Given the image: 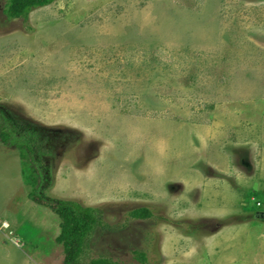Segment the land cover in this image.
Here are the masks:
<instances>
[{"label": "rangeland", "instance_id": "obj_1", "mask_svg": "<svg viewBox=\"0 0 264 264\" xmlns=\"http://www.w3.org/2000/svg\"><path fill=\"white\" fill-rule=\"evenodd\" d=\"M6 3L0 128L47 136L45 195L103 213L81 264H264V0ZM19 140H0V264H65Z\"/></svg>", "mask_w": 264, "mask_h": 264}, {"label": "trees", "instance_id": "obj_2", "mask_svg": "<svg viewBox=\"0 0 264 264\" xmlns=\"http://www.w3.org/2000/svg\"><path fill=\"white\" fill-rule=\"evenodd\" d=\"M55 1L7 0L4 14L8 20H27L34 9L51 5ZM9 117L0 128V140L4 145H8L12 144L16 137L20 138L18 147L21 159L27 169L34 174L28 197L36 204L50 208L59 216L61 221V234L57 241L63 245L65 264H81L79 259L89 255V243L94 232L99 227L106 226L102 219L103 213L100 209L84 206L75 200L53 199L45 195L43 185L50 171L49 162L45 158L49 153L47 136L41 132H37L27 122L13 118L12 113L9 114ZM257 204H260V202L257 201ZM129 216L134 220H148L154 217V213L150 208L143 207L130 211ZM139 252L137 250V253ZM144 253L146 259L144 263H146L148 262V255L146 252ZM88 264L121 263L119 261L114 262L111 258L98 257L94 258Z\"/></svg>", "mask_w": 264, "mask_h": 264}]
</instances>
